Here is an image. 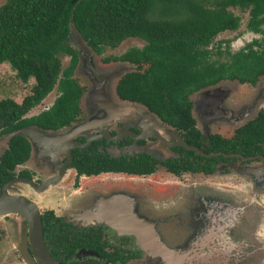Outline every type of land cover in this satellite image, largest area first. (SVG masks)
<instances>
[{
    "label": "flooded vegetation",
    "instance_id": "flooded-vegetation-1",
    "mask_svg": "<svg viewBox=\"0 0 264 264\" xmlns=\"http://www.w3.org/2000/svg\"><path fill=\"white\" fill-rule=\"evenodd\" d=\"M126 50L106 58L116 57ZM102 63L121 69L129 67L128 62L119 60ZM113 80L104 89L109 103H103L101 111L109 112L116 120L102 128L83 125L74 128L68 138H62L65 146L60 154L48 151L44 142L34 148L21 134L28 145L27 153L21 160L5 167L9 177L0 184V196L6 194L29 202L39 220L48 256L57 264H161L163 259L141 248L133 233L99 219L102 211L97 213L96 194L124 190L152 198L174 197L188 184L196 183L194 185L212 184L231 190L237 198L243 196L245 201L238 203L246 209V215L241 218L245 220V227L251 229L250 253L229 264H264V140H252V125L264 116V73L253 83L222 78L188 93L189 104L185 105V114L181 115L185 119L181 124L183 128L173 126L142 104L119 98ZM86 95L84 89L78 99V113L68 125L39 129L48 135L72 130L73 126L87 120L100 107L95 104L99 101L97 94L94 95L95 103H91ZM216 97L223 99V108L235 107L238 121H242L229 128L224 126L206 132L199 124L201 115L197 114L196 106ZM124 106L139 107L141 117L150 116L156 128L143 131L137 125L139 116L131 111L119 116L118 108ZM27 112L25 116H30ZM170 131L175 134L174 138ZM5 135L0 134L4 138L0 140V156L15 134ZM157 146H162L165 154H161ZM90 150L89 154H81ZM80 158L112 163L118 170L78 171L75 163ZM124 162L131 170L119 169ZM86 168L96 169L98 164L89 163ZM7 184L11 186L9 192L3 190ZM254 207H258L259 212ZM0 217L8 218L6 224H0V245L11 236L7 226L10 228V222L15 218L21 226L19 242L23 250L20 249L21 257L17 256L23 260L22 264H47L43 254L34 252L28 218L20 211L3 213ZM15 254L11 244L8 248H0V264H19Z\"/></svg>",
    "mask_w": 264,
    "mask_h": 264
},
{
    "label": "trees",
    "instance_id": "trees-1",
    "mask_svg": "<svg viewBox=\"0 0 264 264\" xmlns=\"http://www.w3.org/2000/svg\"><path fill=\"white\" fill-rule=\"evenodd\" d=\"M229 8L247 11L245 28L259 37L235 51L216 48L225 59L212 60L211 40L238 27L239 17ZM70 25L97 55L125 38L141 39L142 46L102 61L128 62L115 80L116 95L156 111L177 128H183L188 93L222 78L253 83L264 73V0H5L0 4V64L7 63L21 82L32 78L33 83L19 102L0 98V134L29 126L57 129L74 120L84 87L73 76L77 55L66 43ZM59 54L68 56L64 68ZM54 87L52 103L25 116ZM252 140H264V116L254 121ZM7 144L0 156V184L9 177L5 167L27 153L21 134ZM76 161L78 171L87 173L118 170L103 161ZM89 163L98 168H86ZM119 169L131 167L124 162Z\"/></svg>",
    "mask_w": 264,
    "mask_h": 264
},
{
    "label": "rangeland",
    "instance_id": "rangeland-1",
    "mask_svg": "<svg viewBox=\"0 0 264 264\" xmlns=\"http://www.w3.org/2000/svg\"><path fill=\"white\" fill-rule=\"evenodd\" d=\"M4 1L5 0H0V4H2ZM229 10L233 14L239 17L238 27L235 30H225V31L219 32L211 40V42L209 43V48L211 51L210 59L212 60L220 61V60L225 59L224 54L216 55L215 53L216 48H219V50H222V51L226 48L229 51H235L241 48L245 43L249 42L251 39L259 37L258 34L248 31L245 28V23L247 20V11L245 10L242 11L237 8H229ZM154 15L157 16V14H154ZM225 41H228V42H225ZM66 43L75 51L77 55V64L75 66V69L73 70L74 78L77 80L79 84H81L84 87L85 91L87 90L86 98L91 103H95L94 95L97 94L99 98L98 103H95V104L100 107V110H98L97 112H95L94 114L86 118L87 120L82 122V124L83 126L88 127V128L96 127V126L98 128H102L104 124H109V123H112L114 120H116V118H114L109 112H107L108 113L107 114L106 112L101 111L103 108L102 105L109 103V100L105 98L104 89L106 88L107 84L110 83L113 80V78H116L125 68L121 69L113 64L106 65L105 63H102L100 59L102 57L112 56V54L120 53L123 50H126L127 48L132 47V46H138V47L142 46L143 41L139 38L128 37L122 40L118 45H116L113 48L104 47L102 49L101 54L97 55L83 43V41L80 39L77 32L70 25V30H69ZM59 59H60L61 68H64L67 65L68 56L65 54H59ZM127 68L128 67H126V69ZM114 80L113 82H115ZM32 83H33L32 78H29L27 82L25 83L21 82L15 77L13 70L8 66L7 63L0 64V98H11L15 102H19L22 99V97L29 92V87L31 86ZM111 88H112V85H111ZM56 94H57V90L54 87L40 101V103H38L36 106L28 110L27 115L37 113L43 108L48 107L50 103L52 102V100L54 99ZM222 101H223L222 98L216 97L210 102L208 100H205V103L196 106L197 114L201 115L198 117L199 124L202 127V129L205 130L206 132L211 129L213 130L215 128L220 129V127H224V126L229 128L232 125L242 121V120L238 121V118H237L238 110H236V108L233 106H230L227 109L223 108ZM128 111H131L136 116H139L140 120H139V123H137V125L141 127L143 131L144 130H154L156 128L155 122L153 119H151L150 116L147 115L146 117H141L143 115L141 114V109L139 107L124 106L122 108H118L119 116L124 115ZM206 115L208 116L207 118L209 119H206ZM66 130H68L67 132H69L71 128L60 130L55 133H49L48 135L47 133L42 131V133H36L37 137H35L34 140L33 138L32 140L30 139L29 140L31 142V145L34 146V148L39 147V145L44 142V144L48 147V151L50 150L55 154L57 153L60 154V153H63L65 142L62 141V138L60 137L59 134H61L62 132ZM170 136L171 138H174L175 134L170 131ZM3 139H4L3 137H0V140H3ZM157 148H158V151L161 152V154H165L164 148L162 146L161 147L157 146ZM192 184L194 185L196 183H192ZM192 184H188V187L184 188L181 192L176 193V195L174 194V197L166 196V197H160V198H152V197H148V195L144 193H133V192L130 193L124 190L122 191L112 190L108 192L109 193L122 192L128 195L133 194V196H136L138 202H140L141 209L143 208L141 212L146 213L148 216H150V211H151L150 208L152 209L158 208L159 209L158 217H161V216H164L165 212L167 213L169 212L173 203L177 204L181 208H187L188 206L193 207V208L197 207V203L195 200V198L197 197V194H191L190 192L191 190L190 189L187 190V188L192 186ZM201 185L211 187L210 189L212 190L214 188L216 190L229 193L228 195H225L226 200L228 199L234 200L233 197H235L237 202L233 203L235 208H233L234 210H231V211H232V214L234 215V221L235 222L239 221L242 223L241 220L243 219L241 217L246 215L245 214L246 209L244 208L243 205L239 204L238 202L241 200L245 201L243 196H241L240 198H237L234 195L233 191L223 190L217 187H213L212 184H207V185L201 184ZM10 187L11 186H8L7 184L6 186H4L5 188L4 190L6 192H9ZM108 192H102V193L96 194L97 200L99 201ZM173 198L175 201H172ZM146 208H149V209H146ZM254 208L259 212L260 209L258 207H254ZM137 209L140 211L139 206L137 207ZM146 210H149V211H146ZM239 214H241V216H239ZM148 216H145V217H148ZM151 217L154 218L155 215L151 214ZM6 219L8 218L0 217V224H3L4 222L6 224L7 222ZM10 223H12V226ZM10 223H9L10 228L9 226H7V229H8L7 231H9L8 233L11 236L6 237V240L4 239L5 245L4 243L1 242L0 248L2 249L8 248L9 244H11L12 249L14 250V254L16 253L15 256L17 258V261H20L19 264L20 263L22 264L23 260L17 256L19 255L21 257L20 249L23 250V247L20 246V242H19L20 236H22L20 234L21 226L19 224V221H17L15 218ZM230 223H231V227H233L232 220L230 221ZM164 224L168 228V225L169 226L171 225V221L167 219V222H164ZM159 225H161V223H159ZM176 226L177 227L175 226L172 227V232H173L172 237L176 236L177 238H180L181 236H184L185 234L184 227L181 224L176 225ZM244 230L246 232L244 231V233L240 235V238L246 233L244 235L245 237L243 236L241 239L238 240L239 242L236 245H234L237 248L239 247L241 248V251H240L241 254L237 252L238 253L237 260L244 258L250 253V243H251L252 238L249 233H251L250 232L251 229L248 228V226H246ZM118 234L120 233L118 232ZM168 240H171V236L168 238ZM136 243L139 244L137 241ZM187 259H185V261L182 262L181 264H202V261L196 257H195L196 261L190 260V259L187 260ZM228 259L229 258L226 256H219L215 258V262L212 264H229L231 263L230 262L231 260H228ZM161 264H165V262Z\"/></svg>",
    "mask_w": 264,
    "mask_h": 264
},
{
    "label": "water",
    "instance_id": "water-1",
    "mask_svg": "<svg viewBox=\"0 0 264 264\" xmlns=\"http://www.w3.org/2000/svg\"><path fill=\"white\" fill-rule=\"evenodd\" d=\"M81 125L83 124L79 123L73 126V129ZM67 131L59 134L60 137ZM16 133L24 134L28 139L32 140L33 138L34 140L37 137L36 133H42V130L31 126L22 127L7 133L5 137H10ZM210 188L201 184L190 186L187 190L190 189L191 194H197L195 198L197 207L181 208L173 203L169 212H165L164 216L161 217H158V208H150V216L141 212L143 208L141 209V204L136 196L122 192L106 193L95 206L98 209L97 213L102 211V215L97 214L100 216L99 219L107 220L108 225L114 228L124 227L127 232L133 233L141 248L161 257L162 263L178 264L187 258V260L196 261V257L202 261V264H212L215 262V258L219 256H226L232 262L238 259V253L241 254V248L234 245L246 234L240 238V235L245 231V221L241 220L242 223L234 221L231 210L235 208L233 203L237 202L235 197H233L234 200H226L225 195L229 193ZM172 201H175L174 198ZM138 206L140 211L137 209ZM10 211H20L28 218L34 252L43 254L47 264H57L44 249L39 220L31 211L29 202L25 199L2 194L0 196V214ZM114 213L118 215L116 218L112 215ZM151 214L155 217H151ZM167 219L171 221L168 228L164 224ZM231 220L233 227H231ZM180 224L185 229L184 236L172 237V227H177L176 225ZM170 236L171 240H168Z\"/></svg>",
    "mask_w": 264,
    "mask_h": 264
},
{
    "label": "bare ground",
    "instance_id": "bare-ground-1",
    "mask_svg": "<svg viewBox=\"0 0 264 264\" xmlns=\"http://www.w3.org/2000/svg\"><path fill=\"white\" fill-rule=\"evenodd\" d=\"M72 132H73V127H72V130H70L69 132L64 133L61 138H68L72 134Z\"/></svg>",
    "mask_w": 264,
    "mask_h": 264
},
{
    "label": "crops",
    "instance_id": "crops-1",
    "mask_svg": "<svg viewBox=\"0 0 264 264\" xmlns=\"http://www.w3.org/2000/svg\"><path fill=\"white\" fill-rule=\"evenodd\" d=\"M136 47H138V46H136ZM140 47V46H139Z\"/></svg>",
    "mask_w": 264,
    "mask_h": 264
}]
</instances>
